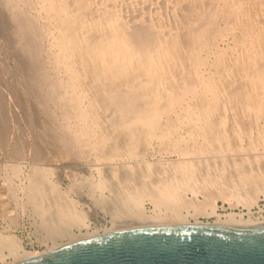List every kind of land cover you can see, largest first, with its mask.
<instances>
[{
  "label": "bare ground",
  "instance_id": "6f19581e",
  "mask_svg": "<svg viewBox=\"0 0 264 264\" xmlns=\"http://www.w3.org/2000/svg\"><path fill=\"white\" fill-rule=\"evenodd\" d=\"M39 1L40 12L43 11L45 13L46 18L49 19L53 27L50 36H53L52 41L54 43H52L57 47L56 52L54 51L57 66L62 65L63 69V77H60L59 81L55 79L61 86L59 88L57 84L58 93L60 89L63 90L60 95L61 100L66 106H69L68 108L72 107L73 118L77 119L78 125L80 123L79 127L74 126L75 128H71V126H66V128L70 129V132L77 141L83 140L82 143L80 142L81 144L84 141L89 143V145L91 143L100 144V149L107 153L106 159L109 161L105 165L107 167L105 170L97 168L99 179L97 181L94 180L95 182L92 183L95 193L97 190L102 194L103 190L109 186L110 178L114 180V177L119 183L129 182L132 180L131 178L137 183L134 181L136 185L132 184L134 186L127 193L125 192V195L117 192V190L116 193L113 192V197L118 201V207L115 206V211L113 210L115 215L118 216L120 212L125 211L131 215V219L126 220L127 222L124 223H121V220L119 222L115 221L108 228H95V230H91L89 228L87 212L83 210L77 211V208H75L78 202L71 198H69L68 202H62L63 197L68 196L66 192L60 190L48 179L45 169L32 167L31 171L33 170V172L29 171L30 169L27 170L31 173H28L29 176L25 178L27 180L26 185H24L25 182H22L24 186H21L28 194L30 199L28 201L32 202L31 205L36 204L37 210H33L39 215L41 226H44L46 231L48 230L52 234V238L50 239L52 246H49L50 249L46 251H29L24 248L22 241L16 235L6 230L1 231V264H13L23 258L39 256L66 244L95 237L110 231L144 227L182 226L187 224L248 226L264 223V215L260 213L256 214L252 211L253 207L257 206L259 199L262 196L264 197L263 127L258 129L257 136L255 135L253 140L247 142V145L242 146L241 143L239 145L235 143L236 141L233 142L225 133L226 129L222 127L224 126L222 125V122H224L223 117L222 119L220 118V108L222 104L223 106L225 105L224 103L233 104V106L238 107L240 114L243 113L241 114L243 116L246 113L248 116H255L254 118L264 115L263 5L258 3L257 10L253 13L246 7V4L249 2L252 5L256 4V0H207L209 2L208 5L205 3L206 0H177L176 4L173 5L174 9L172 8L175 13L173 16L175 24L173 26L170 25V28L166 29L165 27L157 28L155 26L156 29L151 30L149 23L147 24L150 26L141 21L138 25L134 23V26H131L133 23L131 25H129L130 23H125L118 12H116L117 10L109 11L108 6L107 9H101L98 12L99 15H88V19L86 18L87 20H85L81 14L83 7L86 8L87 5L93 3L89 0ZM27 2L29 3V1ZM101 8L103 7L101 6ZM112 8L113 6H111V10ZM85 11L88 12L87 9ZM26 15L23 17L19 15L21 24L27 27V29L29 26H35V20H33L35 22V25H33L30 19L34 14H29L31 17H26ZM45 15L43 14L44 17ZM221 21L225 23V28L221 27ZM38 25L36 28H38ZM240 25L244 26L249 33V37L251 38L249 44L241 45L243 54L240 53V57L228 59L230 61H225V55L219 53L220 59L217 58V64L220 66V72L223 66L226 67L229 64L236 65V69L238 70L237 72L235 69L236 73H240L239 77L241 76L243 82L250 86L248 89L245 87L247 90H242V86H239L242 81L239 84H234V82H231L232 80H229L230 78L227 79L226 75L221 76L220 74L219 78L213 76L205 78L199 73V67L206 64L205 52L211 47L216 38L218 36L222 37L226 33L224 30L228 32L235 31ZM30 31L32 32V30ZM38 32H40L39 29ZM32 36H35V34ZM41 37L43 40V36ZM36 38L38 39V37ZM28 40L27 42H29ZM35 42L38 43L39 41L37 42L35 39ZM54 46L49 45L50 48ZM28 50L30 51L31 49ZM31 51H37V49ZM32 57L37 61L35 56ZM35 64L38 67L37 64L39 62ZM253 66L257 67V72L252 70ZM43 70L45 71V69ZM226 72L228 74V71ZM47 78H44V81ZM40 86L42 87V85ZM57 86L55 84L56 88ZM48 89L50 88L48 87ZM47 96L49 95L47 94ZM61 100L57 99L59 102ZM62 101L61 104L63 105ZM51 102H53V99H51ZM65 105L62 107L65 108ZM229 106L231 107L232 105ZM233 106L232 108L235 107ZM179 107H182L181 110L185 112L187 135L177 136L172 139L170 134L176 129V123L172 120L171 116L173 113H177ZM59 108L61 107L59 106ZM100 111L109 112L112 119L111 122H108L109 128L110 130L112 128V132L124 134L127 138L126 140L123 136V139H125L123 143L127 141L125 145L118 146L111 144L108 147H104L107 141L109 142L110 135L114 133L108 129L107 131L110 132L103 131V129L99 132L90 130L91 124L89 125L88 122L93 118L90 114L93 113L95 118L97 116L95 113L99 115ZM68 114L69 112L66 115ZM70 116L72 118V115ZM87 119L90 120L88 121ZM162 119H168V121H165L167 123L162 124ZM241 129L243 132V127ZM121 134L119 135L121 136ZM114 136L113 138H115ZM153 140H157L158 143H156L157 146L156 144L153 146V151L151 150L150 152L149 150V154L152 156H155L156 153L160 154L161 159H157V161H151L146 158L147 148L145 147H150ZM70 142L74 144L75 141L72 139ZM84 144L86 145V143ZM217 144L220 146H218L220 153L216 151L220 154V168L218 166L216 170H220V175L219 172L215 171L217 173L214 177H210L209 175V178L205 181H199L194 174V168L197 163L195 160L198 157L197 155V158L192 157L193 160L188 156L191 154L195 155V153L203 154L210 146L213 147ZM120 148L122 150L119 151ZM217 149L215 146L214 152ZM232 152H237L233 153L235 157ZM217 153L216 156H218ZM165 155H176L177 158L172 160L165 159ZM117 157L119 162H113ZM200 158L199 156L198 159ZM127 159H133V161L126 163ZM202 162L203 159H201L200 163ZM206 162L200 165L203 171L208 172L210 164L208 162V164H205ZM214 165L216 166V163ZM226 166L230 168H226L230 170L228 172V180L230 179L231 181L229 182L233 184V186H231L232 184L230 186L231 188L237 186L236 192L234 190L231 191L229 186L224 188L220 185L223 181V171L226 170ZM18 170L20 169L18 168ZM18 170L16 169V173ZM213 170L215 169L213 168ZM205 173L201 175L204 176ZM213 173H210L211 176ZM153 175L155 178L150 179ZM165 175L166 177L164 178L163 176ZM146 179H150L148 180L149 182ZM227 184L229 185V183ZM189 193L192 194V197H189ZM50 197L55 200V214L47 212V208L42 204V201H46ZM219 198L223 200L229 199V201L234 200L237 202L234 205L241 204L247 209V212L241 210L240 212L230 211L228 213H220L218 211L219 206L217 205ZM147 201L154 206V209L149 213L145 206ZM100 203L102 204L101 201ZM230 204L233 203L231 202ZM262 210L264 211V209ZM114 213L112 212L111 214ZM202 216L206 218L212 217L214 220L203 221L200 219ZM112 220L114 221V219ZM75 227L79 233L74 231ZM83 228H86L84 233L81 231ZM64 239L68 241L59 243V241ZM8 259H13V261L9 262Z\"/></svg>",
  "mask_w": 264,
  "mask_h": 264
},
{
  "label": "rangeland",
  "instance_id": "374dc122",
  "mask_svg": "<svg viewBox=\"0 0 264 264\" xmlns=\"http://www.w3.org/2000/svg\"><path fill=\"white\" fill-rule=\"evenodd\" d=\"M12 1L11 0H0V103H2L0 104V109H1L0 110V232L1 231L3 232L6 230L11 234L16 235L22 241V244L26 250L46 251L47 249H50L49 246H52V241L50 240L52 238L51 237L52 234L48 230L46 231L44 226H41L42 225L40 223L41 219L39 215L37 214V212L35 211L37 210L36 204L34 203L31 205L32 202L28 201L30 200L28 197V194L26 193L25 190H23V187H22L26 185L27 183V180L25 178H27V176H29V174L33 172V170L31 171V169H33L32 167L39 168L42 170L45 169L48 179L52 181L58 188H60V190L62 191L64 190V192H66L68 196L63 197L62 202L64 201L68 202L69 198L78 202L77 205H75L76 206L75 208H77L76 209L77 211L83 210L87 212L86 214L89 218L88 220V223L90 226L89 228L91 230H95V228L97 229L108 228L110 227V225L112 226L113 222L115 221L119 222L121 220L120 222L124 223L131 219V215L125 211L120 212L118 216L115 215L114 211H115V208L118 207V201L115 199V197H113V195L114 193H116V190L122 195H125L127 191L136 184L134 183L135 180H133V178H131L132 180L129 182L125 181V182L119 183L115 180V177H114V180L113 178L112 179L110 178V181L108 183L109 186H107L103 190L102 194H100L99 193L100 191H97V190L95 193L94 191L95 189H93L92 183H94L95 181L99 179L97 168H102L103 170H105V168L107 167L105 166L109 162L106 159L107 153L106 151H102V149H100L101 148L100 144H97V143H91L89 145V143L84 141L86 145L83 143L84 146H82L83 144L81 143L83 140L77 141L73 137L72 133L70 132V129L66 128V126L67 127L71 126V128H75L76 126L79 127L80 123L78 125L77 119L73 118L74 117L73 111H72L73 109L71 110L72 107L68 108L69 106H66L65 103L61 100L60 95L62 94L63 90L60 89L59 91L60 94L58 93V90H59L58 86L59 88H61V86L58 84L59 83L58 81L63 77V69H62V65L57 66V63H56V58H55L56 55L54 51L56 52L57 47L54 46L53 44L54 43L52 41L53 36L52 35L50 36L51 30L53 29V27L50 24L49 19L46 18L45 13L41 11L45 15V17L43 16V14H41L40 8H39L40 6L39 0H27L29 1V3L32 2L31 4H29L26 0H23V1L15 0L13 1L14 4L11 3ZM89 1L93 2L94 4L89 2L90 5H87L86 8L83 7V11L81 15L82 17H84L85 20L88 19L89 17L88 15L91 16L92 14H98V12H100L101 9H107V6H108L109 11L117 10L116 12H118V14L125 21V23H128V24L130 23L129 25L133 23L131 26H134L135 24L138 25L139 22L141 21V22H145L146 24L149 23L151 26L149 24L147 25L150 26L151 30H155L156 29L155 26L157 28L165 27L166 29V28H170V25L173 26V24H175V20L173 17L175 15L174 10H173L174 9L173 5L176 4L177 0H172V1L170 0H102V1L101 0H89ZM263 2H264L263 0H258V2L256 0L255 1L256 4H253V5L249 2L248 4H250L251 6L246 4V7H248L249 10H251V12L254 13L257 10V7H258L257 4L259 3L264 6ZM205 3H207L208 5L209 2L206 0ZM91 4L93 5L91 6ZM12 5L13 7L11 8ZM100 5L103 8H101ZM88 6L89 8L90 7L91 8L89 9ZM94 6H96L97 8ZM111 6H113L112 10H111ZM86 9L88 12L85 11ZM20 11L23 13L24 12L26 13L24 14L22 13L21 15ZM29 14L31 15L34 14V16L31 17V15ZM38 14L39 16L37 17ZM159 14L160 16H158ZM19 15L22 17L24 15H26V17H31L30 19L32 20V22L33 20H35L36 22V23L33 22L32 24L33 25L36 24V25L31 26V27L29 26L27 29V27L21 24ZM256 15L259 16L258 13H256ZM39 17H41L42 19ZM148 21H150L151 23ZM220 24L222 28H225V23L221 21ZM37 25H38V28H36ZM43 28L44 30H42ZM38 29L40 32H38ZM30 30H32V32ZM28 32L32 34H29ZM224 32L226 33L222 37L218 36L216 40L213 42V44L211 45V47L205 52L206 64L201 65L199 67V70H200L199 73L205 78H208L210 76L219 78L220 74L221 76L226 75L227 79L230 78L229 80L230 81L232 80L231 82H234V84H239V82L242 81L239 86L240 87L242 86L241 87L242 90L243 89L247 90L248 88H250V86H248V84L243 82L241 76L239 77L240 73L238 74L236 73V71L238 72V70L236 69L237 68L236 65L234 64H229L227 66L225 65L226 67L223 66L220 72L219 71L220 66L217 64V58L220 59V54L225 55L224 57L225 61L226 60L230 61L231 59L237 58L238 56L240 57V55L243 54L242 53L243 49L241 45L243 44L248 45L251 38L249 37V33L246 31V28L242 25H240L238 29H236L235 31L228 32L227 30H224ZM45 33L46 34L48 33L49 35L48 34L46 35ZM33 34H35V36H32ZM38 34H41V35H38ZM41 36H43V40ZM36 37H38V39ZM27 39H29L28 41L32 43L31 45L29 42H27ZM35 39L37 42L38 41L39 42L36 43ZM38 44L40 47L37 46ZM49 45L51 46L53 45L54 47L50 48ZM27 48L31 50L37 49V51H31V50L29 51ZM30 54L32 56H35V58H37V61L39 62V64H37L38 67H36V64H35L38 62L35 61V59H33V57ZM43 69H45V71ZM58 69H59V72L60 71L62 72V75H61V72L60 73L58 72ZM252 70L256 72L258 71L256 66H253ZM55 71H57L59 74ZM224 71L225 72L228 71L229 75L227 74V72L225 73ZM234 72L238 76H236ZM54 73L58 75L56 76ZM47 74H48V78H47ZM232 76H234L235 78ZM44 78H47V79H45L44 81ZM49 79L51 80V82ZM55 79H57L58 81H56ZM35 83L37 84L36 87H35L36 85ZM55 84L56 86L58 84L57 88L55 87ZM40 85H42V87ZM48 87L50 89H48ZM245 87H247V89ZM46 93L49 96H47ZM49 97L53 99L54 103L51 102V99ZM58 98L63 102V105L61 104V101L60 102L57 101ZM43 99L45 102L43 101ZM224 104L225 105L223 106L222 104L220 108V118L222 119L223 117V121H224L222 122L223 123L222 125H224L222 127L223 129H226L225 133L232 139V141L233 142L236 141L235 142L236 144L238 143L239 145L242 144V146H245V144L247 145V142L255 138V135L257 136L258 129H261L263 127L262 129L264 130V115H261V117L259 116L258 118H254L255 116H251V115L248 116L247 113L246 114L244 113L245 115L243 116L241 115L243 113L240 114V109H238V107H236L235 105L234 106L236 108L233 106V104H228V103L227 104L224 103ZM58 105L61 108L58 109L59 107ZM64 105L67 108L62 107ZM229 105H232L235 109L232 108V106L230 107ZM63 108L65 109V111ZM181 109L182 107L181 108L179 107L177 109V113H173L171 116L172 120L176 123V129L173 130V132L170 134L172 139H174L177 136L187 135L186 133L187 126L185 124L186 123L185 112ZM66 111L67 113L69 112L68 115H66L67 114L65 113ZM237 113H239L240 115ZM95 114L97 115L95 118H94V114L91 113L90 116L93 118L91 120L87 119L88 121L90 120L91 122V123L88 122L89 125L91 124L90 130L93 132H99V131H102V129L103 131H107V129L110 130L108 122L109 121L111 122L112 119H111L109 112L105 113V112L100 111L99 115L97 113ZM70 115H72V118ZM236 119L240 121H237ZM165 121H168V119L167 120L162 119L161 123L166 124L167 122ZM242 127L244 129L243 132L241 131ZM110 131H107V132H110ZM248 132L249 133L252 132L250 133V135L252 136H250ZM112 133L114 134L110 135L109 142L107 141L106 143L107 145L105 144L104 147H108L111 144L118 145V146L119 145L122 146L123 144L125 145L127 141L123 143L125 140L123 139L124 134L122 135L121 133H118V132H112ZM70 134L72 135L73 138L71 137ZM119 134H121V136ZM112 135L113 136L115 135L114 136L115 138H113ZM71 138L73 139V141H75L74 144L73 142L72 143L70 142L72 140ZM67 139L69 140V142ZM156 143H158V141L153 140L152 145H150V147L149 146L145 147L147 148L146 155L148 157L146 156V158L148 160L157 161V159H161V155L158 153H156L155 156H152L151 154H149L151 150L153 151L152 148L153 146H155ZM183 144H185V142H183ZM218 144L215 145L218 148L217 150H215V152L217 151L220 153L219 151L220 144L219 145ZM64 146H67V147H64ZM215 146L213 147L210 146V148L212 149L208 148L207 151L204 152L203 154L195 153V155L191 154L188 156L191 159L196 157V155L198 158L199 156L201 157L200 159L196 157L197 159L195 161L197 163L194 168V174L196 178L199 179V181H202V182L205 181L207 178H209L208 177L209 175L210 177H214L215 174L220 171V170L218 171L216 170V168L220 165V158H219L220 154L216 152L218 155L216 156V153L213 150ZM83 148H85L86 150ZM120 150H122V148H120L119 151ZM233 153L234 152H232V154ZM232 154L230 153L231 156L234 155ZM208 155L211 158L208 159L207 158L209 157ZM164 157H166L165 159H170V160L177 158L176 155H169V156L165 155ZM117 159H114L113 162H119V159L118 160ZM201 159H203V162H202L203 164L204 162L208 160L207 162L210 164V167L208 168V172L203 171L201 169L202 168L201 165H203L202 163H200ZM128 161L132 162L133 159H127L126 163H129ZM207 162L205 164H208ZM215 163H216V166L214 165ZM226 163L228 162L226 161ZM18 168L20 170H18ZM213 168L215 170H213ZM226 168L230 169L229 166H226L225 169ZM16 169L19 172L17 171L16 173ZM227 169L223 171L224 173L223 181L221 184L220 183L219 184L222 185L224 188H227L229 186L231 191L234 190V192H236L237 186H234L236 190L233 187L231 188L233 184L232 182H229L231 181L230 179L228 180L229 178L228 172L230 170H227ZM215 171L217 172L215 173ZM204 172L206 173L204 174V176H202L201 174ZM211 172H214L213 173L214 175L212 174L211 176L210 174ZM219 175H220V172H219ZM163 177L165 178L166 175ZM153 178H155L154 175L150 179H153ZM150 179H146V181ZM22 182L23 183L25 182L24 185H22L23 184ZM227 183H229V185ZM219 184L218 186L220 187ZM223 184H225L226 186ZM230 184L232 185L230 186ZM93 192L95 193V195H93L94 194ZM188 195L189 197H192V194L189 193ZM200 198L203 199L202 196H200ZM99 200L102 202L103 205L100 203ZM42 202H43L42 203L43 206L47 208V212L49 213L51 212L55 214L54 213V211H56V208H54L55 200L52 197ZM231 202L233 204H230ZM39 203L41 204V202ZM217 203H218L217 205L219 206L218 211L220 213H228L230 211L240 212L241 210H243L244 212H247V209L241 204L234 205L235 203L237 204V202H235L234 200L229 201V199L223 200L219 198L217 200ZM145 206H146V210L148 213L154 209L153 208L154 206L149 201L146 202ZM110 209H111V212H110ZM262 209H264V197L263 196L259 199L257 206L255 205L253 207L252 211L255 212L256 214L260 213L264 215V211ZM112 212L114 214H111ZM112 219H114V221ZM200 219L203 221L214 220V218L212 217L206 218L204 216H202V218L200 217ZM13 221H16V222H13ZM4 227L7 229H5ZM85 229L86 228H83L81 229V231L84 233L86 231ZM74 231L76 233H79L76 227L74 228ZM67 241H68L67 239H64L62 241H59V243L67 242ZM8 261L9 262L13 261V259H8Z\"/></svg>",
  "mask_w": 264,
  "mask_h": 264
},
{
  "label": "water",
  "instance_id": "95a60500",
  "mask_svg": "<svg viewBox=\"0 0 264 264\" xmlns=\"http://www.w3.org/2000/svg\"><path fill=\"white\" fill-rule=\"evenodd\" d=\"M13 264H264V223L110 231Z\"/></svg>",
  "mask_w": 264,
  "mask_h": 264
}]
</instances>
